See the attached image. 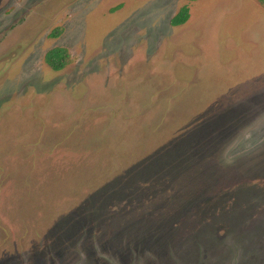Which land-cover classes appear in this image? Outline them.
<instances>
[{"label": "rangeland", "instance_id": "obj_1", "mask_svg": "<svg viewBox=\"0 0 264 264\" xmlns=\"http://www.w3.org/2000/svg\"><path fill=\"white\" fill-rule=\"evenodd\" d=\"M0 264H264L259 0H0Z\"/></svg>", "mask_w": 264, "mask_h": 264}, {"label": "trees", "instance_id": "obj_2", "mask_svg": "<svg viewBox=\"0 0 264 264\" xmlns=\"http://www.w3.org/2000/svg\"><path fill=\"white\" fill-rule=\"evenodd\" d=\"M194 1V0H190ZM259 3L264 7V0H259ZM189 18V9L187 6H183L171 19L170 26L176 27L183 25ZM61 33L60 28L54 29L50 34L49 38H57ZM69 62V56L63 48H53L46 52L44 55V63L55 72L62 70Z\"/></svg>", "mask_w": 264, "mask_h": 264}]
</instances>
